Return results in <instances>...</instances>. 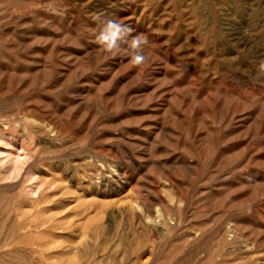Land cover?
Listing matches in <instances>:
<instances>
[{
    "label": "rangeland",
    "instance_id": "obj_1",
    "mask_svg": "<svg viewBox=\"0 0 264 264\" xmlns=\"http://www.w3.org/2000/svg\"><path fill=\"white\" fill-rule=\"evenodd\" d=\"M261 61L264 0H0V264H264Z\"/></svg>",
    "mask_w": 264,
    "mask_h": 264
},
{
    "label": "clouds",
    "instance_id": "obj_2",
    "mask_svg": "<svg viewBox=\"0 0 264 264\" xmlns=\"http://www.w3.org/2000/svg\"><path fill=\"white\" fill-rule=\"evenodd\" d=\"M94 19L101 25L99 34L96 36L97 44L106 54L113 57L126 54L130 62L135 66L148 63L153 55L148 38L143 34H134L130 25L122 19L103 17L97 14ZM258 71L264 74V61L258 65Z\"/></svg>",
    "mask_w": 264,
    "mask_h": 264
}]
</instances>
